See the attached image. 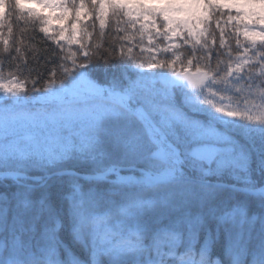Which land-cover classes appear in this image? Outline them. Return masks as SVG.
I'll return each mask as SVG.
<instances>
[{"label": "snow or ice", "instance_id": "1", "mask_svg": "<svg viewBox=\"0 0 264 264\" xmlns=\"http://www.w3.org/2000/svg\"><path fill=\"white\" fill-rule=\"evenodd\" d=\"M0 264H264V0H0Z\"/></svg>", "mask_w": 264, "mask_h": 264}, {"label": "trees", "instance_id": "2", "mask_svg": "<svg viewBox=\"0 0 264 264\" xmlns=\"http://www.w3.org/2000/svg\"><path fill=\"white\" fill-rule=\"evenodd\" d=\"M225 19H226V17H225ZM12 22H13V27H14V35H17L18 36L19 35V29L16 26L18 22H16L14 18H13V21ZM19 23H23V22H19ZM5 31H6V29H5ZM213 31H216L214 24H213ZM106 33H107V35L104 37V44H105L106 47H112V46L118 45L120 43H126V41H120L119 39H115V40L113 39L114 36L122 35V34H117L115 32V25H114V23L110 24V26L108 28H106ZM27 35H31L30 28H29V31H28ZM37 35H42V34H39L38 33ZM216 36H217V41H218V39H219V33H218V31H216ZM98 39H99V27L97 25L96 26V29H95L94 41L95 40H98ZM144 43L146 44V42H144ZM232 46H233V48H235V40H234V38H233V41H232ZM135 51H138V49H135ZM189 51H191V50L189 49ZM39 54H42V52L39 53ZM28 55H32V53L29 52ZM6 68H7V65H6ZM98 75H100L101 78H102V72L101 73H98ZM260 147H261V145L257 141V143H256V149H257V151H259Z\"/></svg>", "mask_w": 264, "mask_h": 264}, {"label": "rangeland", "instance_id": "3", "mask_svg": "<svg viewBox=\"0 0 264 264\" xmlns=\"http://www.w3.org/2000/svg\"><path fill=\"white\" fill-rule=\"evenodd\" d=\"M25 7H26V8H29V7H30V8H33V9H35L36 11L41 12L42 14H45V15L49 14V10H47V9H41V8H39V7H38L37 5H35V4H26ZM226 11H227V9H226ZM234 12H235V10L233 9V13H234ZM53 15H55V13H53ZM51 26H52V27H59L60 24H59L58 21L53 20V21L51 22ZM144 42L147 43L146 39H145Z\"/></svg>", "mask_w": 264, "mask_h": 264}]
</instances>
